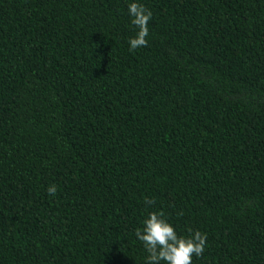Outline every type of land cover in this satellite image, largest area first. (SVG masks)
Masks as SVG:
<instances>
[{"label": "trees", "instance_id": "1", "mask_svg": "<svg viewBox=\"0 0 264 264\" xmlns=\"http://www.w3.org/2000/svg\"><path fill=\"white\" fill-rule=\"evenodd\" d=\"M139 2L132 52L129 0H0V264H145L153 211L264 264V0Z\"/></svg>", "mask_w": 264, "mask_h": 264}, {"label": "clouds", "instance_id": "2", "mask_svg": "<svg viewBox=\"0 0 264 264\" xmlns=\"http://www.w3.org/2000/svg\"><path fill=\"white\" fill-rule=\"evenodd\" d=\"M127 15L136 29L135 35L127 41L128 50L134 52L147 47L152 12L139 0H129ZM46 191L50 196H55L58 188L52 184ZM146 203L151 205L154 201L147 200ZM135 237L147 253L145 264H193V257H201L207 247L206 234L195 231L188 237L178 235L173 224L156 211L149 213L142 221L141 227L135 231Z\"/></svg>", "mask_w": 264, "mask_h": 264}]
</instances>
